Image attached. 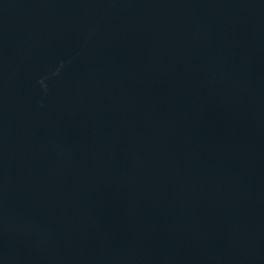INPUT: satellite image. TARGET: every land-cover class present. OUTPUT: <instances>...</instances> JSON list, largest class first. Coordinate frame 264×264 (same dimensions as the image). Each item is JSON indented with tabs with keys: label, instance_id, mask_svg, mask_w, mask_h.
Segmentation results:
<instances>
[{
	"label": "water",
	"instance_id": "water-1",
	"mask_svg": "<svg viewBox=\"0 0 264 264\" xmlns=\"http://www.w3.org/2000/svg\"><path fill=\"white\" fill-rule=\"evenodd\" d=\"M0 264H264V0H0Z\"/></svg>",
	"mask_w": 264,
	"mask_h": 264
}]
</instances>
